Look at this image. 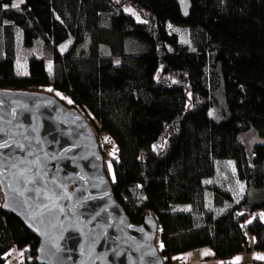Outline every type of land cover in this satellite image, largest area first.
I'll return each mask as SVG.
<instances>
[{"label":"trees","instance_id":"trees-1","mask_svg":"<svg viewBox=\"0 0 264 264\" xmlns=\"http://www.w3.org/2000/svg\"><path fill=\"white\" fill-rule=\"evenodd\" d=\"M189 1L185 19L176 0H0V88L55 96L110 138L113 195L132 223L156 220L165 264L204 247L234 264L247 233L264 252V0ZM18 40L41 46L25 73ZM3 201L0 188V264H40L39 236Z\"/></svg>","mask_w":264,"mask_h":264},{"label":"water","instance_id":"water-1","mask_svg":"<svg viewBox=\"0 0 264 264\" xmlns=\"http://www.w3.org/2000/svg\"><path fill=\"white\" fill-rule=\"evenodd\" d=\"M176 1L187 19L190 1ZM0 188L3 210L39 236L40 264H165L158 223L129 220L95 129L55 96L0 88Z\"/></svg>","mask_w":264,"mask_h":264},{"label":"rangeland","instance_id":"rangeland-1","mask_svg":"<svg viewBox=\"0 0 264 264\" xmlns=\"http://www.w3.org/2000/svg\"><path fill=\"white\" fill-rule=\"evenodd\" d=\"M171 31H175L180 36V41L184 45H189V33L188 29L184 26H172ZM18 47H20V51L18 52V62L17 66L22 72L27 71V65L29 58L39 52V48H41L40 45H36L35 47H23L22 44L17 41ZM98 140L100 142L101 147L106 151V158L108 160L111 159V157L115 154L116 147L112 144L111 140L107 135L100 131H96ZM242 139L244 143L246 144V147L249 152L252 151L255 144L262 141V139L259 138L258 134L255 131H250L247 133H244L242 135ZM219 170L220 174L222 175V178L227 181L228 185L231 189H239L238 183L236 182L234 176H233V163L231 161H220L219 162ZM262 216L261 213H255L252 215V217L255 216ZM248 236V246L246 249L236 255L231 261L234 264H243V263H249L254 261V259H259L264 261V252L257 251L253 248L254 245V238L252 235L247 233ZM10 259L13 258L12 262H18L19 263V251L18 250H12L10 252ZM176 262V263H175ZM221 264L220 261L215 258L214 253L211 248L204 247L200 248L195 251L188 252L184 255H181L180 257H177L174 259L173 264Z\"/></svg>","mask_w":264,"mask_h":264},{"label":"snow or ice","instance_id":"snow-or-ice-1","mask_svg":"<svg viewBox=\"0 0 264 264\" xmlns=\"http://www.w3.org/2000/svg\"><path fill=\"white\" fill-rule=\"evenodd\" d=\"M21 2H23V0H21ZM14 7H16V6H18V5H13ZM162 247H163V245H162Z\"/></svg>","mask_w":264,"mask_h":264},{"label":"bare ground","instance_id":"bare-ground-1","mask_svg":"<svg viewBox=\"0 0 264 264\" xmlns=\"http://www.w3.org/2000/svg\"><path fill=\"white\" fill-rule=\"evenodd\" d=\"M172 261H173V260H172ZM171 263H172V262H171ZM175 263H176V262H175ZM175 263H174V264H175Z\"/></svg>","mask_w":264,"mask_h":264},{"label":"built area","instance_id":"built-area-1","mask_svg":"<svg viewBox=\"0 0 264 264\" xmlns=\"http://www.w3.org/2000/svg\"><path fill=\"white\" fill-rule=\"evenodd\" d=\"M171 264H173V263H171Z\"/></svg>","mask_w":264,"mask_h":264}]
</instances>
